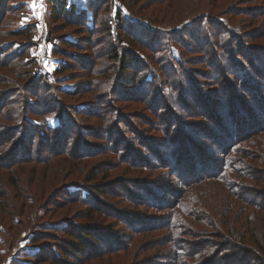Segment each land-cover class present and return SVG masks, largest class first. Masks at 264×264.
Wrapping results in <instances>:
<instances>
[{"label": "rangeland", "instance_id": "374dc122", "mask_svg": "<svg viewBox=\"0 0 264 264\" xmlns=\"http://www.w3.org/2000/svg\"><path fill=\"white\" fill-rule=\"evenodd\" d=\"M65 1L64 9L69 17L77 13L79 18L61 19L55 8L57 0H0V107H4L9 115L20 116L21 119L13 124L18 127L23 125L24 132L29 133L28 127H34L47 140L50 138L46 127L58 131L71 129L74 135L69 136L68 149L78 152L82 158L86 157L80 162L77 155L72 153L68 155L70 158L56 154L66 148V141L58 131L51 134L54 136L50 142L44 144L42 138L38 137L41 139L38 149L47 150L34 152L35 154L44 156L50 150L56 153L50 156V162L42 160L41 165L34 160L23 163L25 173L17 176L21 179L19 192L24 197L17 196L18 191L10 185L3 187L6 192L1 198L4 204L0 207L4 210V214H0V264H139L140 259L145 256H150L154 261L164 260L156 252H144L142 248L135 251V240L149 236L151 230L144 234L137 233L133 240V236L128 235L132 228L133 233L136 228L142 227L143 223L138 220L140 215L153 220L156 213L147 208L145 214L139 213L137 208L120 206V203H124L117 199L123 194L122 189L125 191L124 187L128 191H139L130 184L129 179L156 174L160 182H168L181 188L186 168L199 170L200 163L204 162L201 158L203 152L209 154L206 155L207 161H221L226 157H223V152H226L224 149L207 139L208 133L216 135V130H209L216 129L217 126L208 125L207 117L197 118L192 112L201 107H210L214 111L216 105L213 106L212 102L218 99H213L212 96L223 91L225 97L228 87L238 84L232 76H225L226 85H231L227 87L220 82L222 76L218 77L209 68L214 58L207 54V45L201 49L205 38L197 35V31L207 28L211 21H219L232 34L229 42L222 44L224 47L228 45L237 49L242 37L247 39V43L264 45V27L251 21L247 12L255 6L253 3H241L245 0H233L231 9L236 15L222 11L218 20L210 19L212 15L208 16L210 13L205 11L214 10L213 0H179L182 9L171 16L179 19L175 23L162 18L167 10V2L134 0L129 10L121 13L126 31L117 28V20L121 19L116 11L117 0H114V5L111 3L113 0ZM131 11L136 17L130 14ZM205 12L208 13L206 18L203 17ZM169 15L166 17L170 18ZM148 18L156 23L148 22ZM211 25L213 28L210 29L213 32L215 28L217 34L218 27ZM253 31L260 35L263 33L261 38L252 40L251 37L255 36ZM133 38L144 47L133 43ZM217 38V35H213L210 40L216 41ZM152 43L162 49L167 45L172 54L164 49V52L159 49L155 54L145 52L146 47ZM124 48L133 52V59L143 58L144 54L151 56L152 59L147 58L146 62L150 69L141 70L144 62L135 61L122 71L113 50L120 54ZM210 48V52L214 54L215 51V55L222 56L220 46L213 48L211 44ZM204 49L207 50L203 51ZM140 51L144 53L141 54ZM232 51H224L227 53L226 60L232 55ZM162 53L164 54L161 55ZM154 55L158 60H153ZM219 56L214 59L217 64L222 63ZM235 57L239 59L238 56ZM163 62L165 64H161ZM245 64L247 69L252 70L248 63ZM186 88H196L191 93H196L197 97L194 94L190 98L184 93ZM228 91L229 97L231 89ZM237 96L239 95L234 91V105L230 104V100L229 107L238 108ZM136 97L147 100L142 103L135 101L138 100ZM263 98H260V103L264 104ZM251 105L249 104L248 111H252L263 125L260 108ZM160 106L163 107L164 114L159 112L160 116L157 118L153 113ZM147 108L153 113L148 112ZM120 119L125 123L119 122ZM178 119L182 122L174 125ZM190 119L196 121V124H191ZM147 121L154 125L160 124L162 130H145ZM128 124V129L132 131L126 130L125 133L124 129H127ZM178 127L186 131L180 130L179 133ZM232 127L231 125L230 129ZM150 138H156V141ZM262 138L264 136H259V139ZM177 140L180 142L175 144ZM154 143L159 148L156 149L155 145L153 152L151 147ZM201 146L204 149L206 147V151H201ZM239 146L246 153L253 150L247 143H240ZM111 147L114 149H110ZM163 149L168 151L167 159L165 155H161ZM191 150L199 154L191 156V152H188ZM14 154L12 156L10 152L8 160H14ZM159 156L163 158V162L153 164L155 169L151 173L131 164L135 159L147 160L150 157L153 158V163H158ZM209 156L214 158L210 159ZM37 164L41 170L33 176L30 168ZM48 164L49 171L42 172ZM90 172L95 178L82 181L86 179V173ZM200 174L201 172L198 176ZM67 176L69 180L65 181ZM210 181H202L200 188H204ZM136 183L138 184V179ZM88 185L92 186L89 188ZM110 187L114 192H101V188ZM131 193L133 192L128 194ZM78 198L82 201L89 199L106 212L95 219L84 218L85 205L82 202L74 203ZM219 203H225V200L215 202V207ZM61 220H69L86 228L84 233L88 234L81 235L85 244L82 248L72 251L65 240L68 237L61 233L60 236L39 234L43 228H54L53 225ZM33 222L41 224L35 228ZM21 223L26 224L23 226ZM201 224L204 221L197 226ZM122 228H126L125 232ZM35 229H38L37 235L34 233ZM49 248L53 252L50 253ZM108 250L116 252L104 254ZM91 252H99L95 254L99 256L86 258ZM39 253L42 255L37 256Z\"/></svg>", "mask_w": 264, "mask_h": 264}, {"label": "trees", "instance_id": "16d2710c", "mask_svg": "<svg viewBox=\"0 0 264 264\" xmlns=\"http://www.w3.org/2000/svg\"><path fill=\"white\" fill-rule=\"evenodd\" d=\"M117 1L118 6L116 11L118 17H121L120 20H117V28L126 31L125 21L121 16V13L124 10H129V6H133L132 1L134 0ZM126 1H128V5L125 3ZM163 1L167 2V10L164 12L162 18L165 19V21L166 19H170L169 21L172 23L179 21V19L171 18L173 13L177 14V12L182 9V6L178 3L179 0H157L156 2ZM238 1L240 0H236V2ZM232 2L233 0H213L212 9H214L215 12L214 10L210 11L207 9L205 11L210 14L205 12L203 13V17L208 14V16L212 15L210 19L218 20L221 18L220 15L222 11H224V13L236 15V13H234L235 11H232L231 9L232 5H234V2ZM244 2L254 4L255 7L251 8L247 12V15L250 17L252 22H257V25H262L264 27V0H245L241 3ZM111 3L114 5L115 1L113 0ZM57 4L58 5L55 8L57 9V13L61 15V19L64 17L68 20H71L72 18H79L77 13L71 14L69 17V13H67L64 9L66 8L65 0H57ZM143 8H145L144 5ZM130 14L132 16L134 15L132 11ZM167 14H170V18L166 17ZM134 17H136V15H134ZM148 20L150 23H156L150 18H148ZM224 23L227 25L226 22ZM211 24L218 27L217 29L219 32H217V34H215V28L213 29L214 33L210 29L212 27ZM182 25L181 29L183 28ZM197 33V35H202L203 38H205L201 49L207 45L208 50L204 49L203 51L207 50V54L211 58L218 59L219 56V54L218 56L215 55V51L214 54L213 52H210L211 44L213 48L215 46H220V49L223 51L222 56H219V58L221 57L220 60H222V63L217 64L213 59L211 61V65H209V68H211V70L213 69V73L215 75L217 73V76H222L220 82L226 85L227 77L225 76H232L234 82L238 84L237 86L232 85V87H228L231 86L230 83L226 85L229 89H231L229 97L227 95L229 93V89L225 91V97L222 94L223 91H220L219 94H214L212 96L213 99H218L217 101L212 102L213 106L216 105L214 111L211 110L210 107L204 109L200 106V110L195 109L196 111L192 112L197 118L201 117L202 119H205V117H207L208 119H206V122L208 125L217 126L216 129L209 130L210 132L216 130V135L208 133L207 139L214 142L213 144L218 145L221 149H224L226 152H223V157H226H224L221 161H219V159L217 161L216 159L207 161L208 158H206V155L209 154L203 152L204 155L201 158H203L204 162L200 163L199 170L193 167L186 168L184 180L181 181V188L173 186L168 182H160L156 174L141 175L136 178L138 179V184L136 183V179H129L128 181L130 184L134 185L135 189H139V191H128L127 187H124L125 191L122 189L123 194H120L121 197L117 200L124 203V205L120 203V206L133 209L137 208L140 210L139 213L145 214L146 208L156 213L153 220H151V218H146L145 215H140L138 220L143 223L142 227L136 228L133 233L132 228L130 234L128 235H132L133 240L137 233L144 234L151 230L149 236L135 240V251L142 248L144 252H156L159 254V258L165 259H157L158 261H154L150 258V256H145L140 259L141 261L139 264H264V138L259 139V136H264V124L261 125L260 120L254 117L255 114H253L252 111H248L249 104L256 107L258 106L264 120V104L263 102L260 103V98H263L262 96L264 95V45L247 43V39L242 37L240 38L241 42L238 44L237 49H234V46L229 47L228 45L224 47L225 45L222 43L226 41L229 42L230 35L232 34L228 32L225 26L221 25V22L219 21H211L207 28L199 30ZM252 33L255 36H253ZM252 33L249 34L253 36L251 39L257 40L261 38L260 36L264 33V30L261 35L259 32L256 33L253 31ZM213 35H217L219 39L217 38L216 41L210 40ZM131 41L133 43H137L134 38L131 39ZM136 45L142 44L137 43ZM142 46L144 47V45ZM146 49L147 50L145 52H152V54H155L157 50L162 48H158L155 43H152L151 46L148 48L146 47ZM163 49L167 52L169 51L167 49V45H165ZM163 49L161 52H164ZM227 49L228 52L233 50L231 53L233 56L230 55L226 60L227 57L225 54L227 53L225 52ZM122 51L123 53L119 54L117 50H113L115 58L120 62L119 68L122 71L133 62L135 63V61L144 62L142 63L143 68H141V70L150 69V65L146 62L148 59L152 58L148 54L147 56L144 54L143 58L135 57L133 59L134 55H131L133 52H130L129 48H124ZM200 52H202V50H200ZM140 53L143 54L144 51H140ZM168 53L171 52L169 51ZM163 54L164 53L161 55ZM235 56H238L239 59H236ZM171 59L175 61L172 57ZM153 60H158L155 55ZM245 62L248 63L252 70L247 69ZM161 64L165 63L163 62ZM224 71L227 72L225 73ZM256 78H258V80H256ZM195 89L196 88L189 90L186 88L184 93H187L190 98L194 97V94L195 97H197L196 93H193V95L191 93ZM234 91L239 95L235 97L237 98L238 108H233L232 106L229 107L230 104L234 105ZM136 98L138 100L135 101L142 103L143 101L145 103L147 100L142 99L141 97ZM199 99L200 97L198 100ZM228 101H230V104ZM154 102L156 103L158 101ZM242 102L246 105H243ZM201 104L206 105L205 103ZM3 108L4 107H0V207L1 204H4L1 202V198L5 195L6 191L3 190V187L6 185L14 187L16 192L18 191L17 196L24 197L19 192V183L21 182V179L20 176H17V174H21L25 171L23 163L34 160L38 161L37 163L41 165L43 162L42 160L47 159L49 162L52 160L50 156L55 155L56 151L50 150L48 153L49 155H44L45 157L37 155L34 152L37 153V151L39 152L41 150L46 152L47 150L46 148L40 150L38 149V143H41V139H38V137L42 138V143L44 144L47 141L50 142L52 136H54H51V134L58 131V129L46 127L50 140H47L44 135H42V132L40 133L31 126L28 127V130L32 133L24 132L23 125L18 127L13 124L14 121L21 119L20 116L15 117L13 115H9ZM146 110L153 113L150 108H147ZM218 111H220V113ZM159 112H163L164 114L162 106H160L158 110L156 109V113H153V115H156L158 118L160 116ZM216 112H218L219 115H217ZM94 116H96V114H94ZM100 118L101 117H99V119ZM169 121H172L171 118H169ZM119 122L124 121L120 119ZM178 122H182V120L178 119L173 124L176 125ZM195 122L192 120L190 121L191 124H196ZM179 125L181 126V124ZM231 125L233 126L232 129H230ZM144 126L146 128L145 130H149V128L154 132H160L162 130L160 124L154 125V123L151 124L148 121L145 122ZM129 127L130 124L126 125L127 129H124L125 133L126 130L130 132L132 131V129H128ZM180 130L184 132L186 131L181 127H178V132ZM58 132V134L63 137V140L66 141V148H63L60 153L56 154H62L65 158H68V155L72 153V155H77V160L79 159L80 162L86 159V157L82 158V155L78 154V152H72L73 149H68L69 136L74 135V131L71 129H61V131L59 130ZM179 133L177 134L179 135ZM155 139L156 138H152L151 140L154 141ZM72 142H74V140H72ZM179 142L180 140H177V143L175 144H178ZM240 143H247V145L253 150L250 152L248 151L247 153L244 149L240 150ZM155 145L156 144L154 143L151 147L153 152ZM157 146L158 145H156V149L159 148ZM110 149L114 148L111 147ZM119 149H121V147H119ZM203 150L206 151V147L204 149V147L201 146V151ZM10 152L12 156L15 153V157L13 158L14 160H8L7 155L10 154ZM161 152V155H165L167 159L169 156L168 151L163 149ZM188 152H191V156H193V154H199L194 150ZM155 153L159 154L158 151ZM122 156L123 155H121V157ZM160 157L161 156L158 157V163H153V158L150 157L147 158V160L140 158L135 159L136 161H131V164L136 167H143L151 173L155 169L152 167L154 166L153 164L159 165L161 161L163 162V158ZM212 158L214 157H211L210 159ZM164 163H168V161H164ZM49 167L50 164L45 166L42 172L44 170L49 171ZM162 168H165V166ZM30 170L32 175L36 176L37 172L41 169H39L37 164L36 166L31 167ZM199 172H201L200 176H198ZM68 178L69 177L67 176L65 181L69 180ZM85 178L87 180L83 179L82 181H89L95 178V176L92 172H90L89 174L86 173ZM122 179L123 177H121V180ZM207 179H210L211 181L206 184L204 188H200L201 182H205ZM160 180H162V178ZM88 186L90 188L92 185ZM106 191L114 192L111 187L110 189L101 188V192ZM130 192L133 193L128 194ZM171 194L174 195L169 198L168 195ZM118 196L119 194L115 197ZM164 196H166L165 199ZM221 199H224L225 203H219V205L215 207L214 203ZM80 200L81 199L78 198L74 201V203L82 202L85 205L86 209L84 218L95 219L98 215L103 216V212H106L96 206V203L90 202L89 199H83L84 201ZM0 214H4V210L1 208ZM201 221H204V224L197 226V224ZM21 224L25 226L26 223ZM32 224L35 228H38L41 223L33 222ZM53 227L54 228L49 230L43 228V231H40L39 234L49 236H55L56 234H58L57 236H60V233L64 234L68 237L65 240L69 244V248L72 251L79 250L85 245L84 239L81 236L82 233L85 232V227H80L77 223H73L69 220H61L58 223H55ZM35 230L36 231L34 233H38V229ZM125 230L126 228H122V231L125 232ZM37 245L40 246V244ZM34 246L35 245H33V247ZM49 252L51 253L53 250L49 248ZM114 252L116 251L108 250L104 251V254ZM98 253L91 252L88 256H86V258L99 256L95 255ZM41 255L42 253H39L37 256ZM86 258H84V260ZM160 261L163 263H158Z\"/></svg>", "mask_w": 264, "mask_h": 264}, {"label": "snow or ice", "instance_id": "6c2138e0", "mask_svg": "<svg viewBox=\"0 0 264 264\" xmlns=\"http://www.w3.org/2000/svg\"><path fill=\"white\" fill-rule=\"evenodd\" d=\"M34 6V5H33ZM23 22V21H22Z\"/></svg>", "mask_w": 264, "mask_h": 264}]
</instances>
